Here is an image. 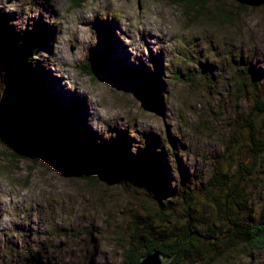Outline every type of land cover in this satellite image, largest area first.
<instances>
[{
    "label": "rangeland",
    "instance_id": "374dc122",
    "mask_svg": "<svg viewBox=\"0 0 264 264\" xmlns=\"http://www.w3.org/2000/svg\"><path fill=\"white\" fill-rule=\"evenodd\" d=\"M199 8L170 0H0L10 49L4 56L0 49V115L16 122L7 80L17 75L18 57L30 56L25 68L42 73L55 95L50 128L71 107L80 131L104 139L119 132L133 157L160 158L168 171L163 187L198 191L233 120L249 109L252 83L264 85V0H211ZM25 36L37 42L33 53ZM120 50L130 63L117 59ZM89 56L104 65L100 74L80 69ZM152 76L160 82V114L135 98L154 96L147 92L157 88ZM16 145L0 143V264H120L131 241L130 209L142 217V206L153 207L144 191L70 162L60 148ZM85 173L93 182L80 178ZM257 185L245 216L264 222V179ZM212 264H264V250L236 246Z\"/></svg>",
    "mask_w": 264,
    "mask_h": 264
},
{
    "label": "trees",
    "instance_id": "16d2710c",
    "mask_svg": "<svg viewBox=\"0 0 264 264\" xmlns=\"http://www.w3.org/2000/svg\"><path fill=\"white\" fill-rule=\"evenodd\" d=\"M170 1L187 8L188 4H199V10H204V3L211 0ZM220 18L221 22L231 20L224 15ZM4 35L0 31V49H4L2 56L5 50H10L4 43ZM33 38L23 37L25 44L32 42L29 53H33L32 47L37 46ZM18 60L17 75L7 80L13 90L16 122L0 115V143L8 150L15 148L16 143L31 151L50 149L49 146L60 148L69 161L73 160L109 181L124 185L127 190L144 191L152 201L153 207H141L142 217L132 214L130 209L131 241L122 251L120 264H136L155 250L164 258H173L178 252L173 264H212L223 253H233L236 246L264 250V222L245 216L253 201L252 189L264 179V85L252 83L255 90L250 94L251 105L246 114L233 120L227 146L207 181L198 191L182 186L179 190L163 187L168 171L160 158L146 156L143 152L133 157L125 142L126 135L119 132H113L114 138L104 139L100 136L93 138L89 131H80L75 126L71 107L61 110L62 114L58 112L59 120L50 128L53 120L51 111L57 113L58 108L54 102L55 95L42 73L25 68L30 56H19ZM80 69L92 76L86 61ZM132 70L128 72L144 79L143 73ZM150 79L158 88L152 90L160 94L158 78L152 76ZM240 83L247 85L243 81ZM81 177L93 182L87 173Z\"/></svg>",
    "mask_w": 264,
    "mask_h": 264
},
{
    "label": "water",
    "instance_id": "95a60500",
    "mask_svg": "<svg viewBox=\"0 0 264 264\" xmlns=\"http://www.w3.org/2000/svg\"><path fill=\"white\" fill-rule=\"evenodd\" d=\"M85 61L88 63L89 68H90V73L92 75L100 74L104 70L101 61H99L97 59L95 60L91 56L86 58ZM147 92L148 93L151 92L154 96H150V98H149V96L145 97L141 94L135 93V98L140 103V107L145 111L152 112L154 114H160V112H161V99L159 97L158 92L155 90H151V91H147ZM16 146L24 148L20 144H17ZM24 149H29L31 151L30 148H24ZM23 153H25V152H23ZM59 156H62V155H59ZM61 159L64 160V157L62 156ZM62 160L60 162H62ZM182 247H183V245H182ZM181 248H180V250H181ZM177 254H178V252L174 255L173 258H164V256L160 252L155 250V251L150 252L149 254L145 255L144 257H142L136 264H173L174 260L177 257ZM129 264H132V263H129Z\"/></svg>",
    "mask_w": 264,
    "mask_h": 264
},
{
    "label": "bare ground",
    "instance_id": "6f19581e",
    "mask_svg": "<svg viewBox=\"0 0 264 264\" xmlns=\"http://www.w3.org/2000/svg\"><path fill=\"white\" fill-rule=\"evenodd\" d=\"M110 31H111V34H113L114 30H113V32H112V29H111ZM115 43H116V42H114L113 44H111V46L114 47ZM115 51H116V50H115ZM118 52L121 53L122 56L124 57L123 60H122V59H120V57L117 56V59H118L120 62H122V61L127 62V60H128V62L130 63V62L132 61V58L129 59L128 54L123 53L121 50L118 51ZM115 53H116V52H115ZM116 54H117V53H116ZM100 60H103V58L100 57ZM103 66H104V65H103ZM78 96H79V95H78ZM80 97H81V96H80ZM3 222H4V224L7 223L6 220H3Z\"/></svg>",
    "mask_w": 264,
    "mask_h": 264
}]
</instances>
